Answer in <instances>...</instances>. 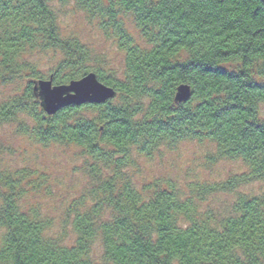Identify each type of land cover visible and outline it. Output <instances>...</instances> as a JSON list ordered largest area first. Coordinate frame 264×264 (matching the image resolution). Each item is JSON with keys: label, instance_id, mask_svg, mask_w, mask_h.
Instances as JSON below:
<instances>
[{"label": "trees", "instance_id": "1", "mask_svg": "<svg viewBox=\"0 0 264 264\" xmlns=\"http://www.w3.org/2000/svg\"><path fill=\"white\" fill-rule=\"evenodd\" d=\"M70 3L114 40L118 64L64 33ZM43 57L55 84L94 71L116 97L48 115L34 91ZM182 83L193 95L176 102ZM263 112L264 0H0V128L75 148L87 182L54 234L39 201L50 174L10 166L1 146L0 264H264V193L208 203L264 181ZM187 141L210 145L212 164L237 160L246 171L191 192L172 178L136 181L138 158Z\"/></svg>", "mask_w": 264, "mask_h": 264}, {"label": "rangeland", "instance_id": "2", "mask_svg": "<svg viewBox=\"0 0 264 264\" xmlns=\"http://www.w3.org/2000/svg\"><path fill=\"white\" fill-rule=\"evenodd\" d=\"M73 6L74 4L70 3L62 8L61 19L64 33L77 35L90 43L95 49L105 54L111 66L118 64L121 54L118 52L114 40L102 35L96 22L90 20L84 12L76 11ZM125 23L129 31L142 43L143 39L137 27L127 18ZM41 63L43 73L46 75V78L43 79H49L48 58L43 57ZM53 84L58 85L54 83V79ZM262 115L264 116V112ZM1 146L11 149L4 151L10 166L28 165L33 170L43 169L47 174H50L51 193H42L43 201H39L46 211L55 218L56 226L52 232L54 234L60 232L67 207L81 195L87 184L84 175L76 168V165H81L75 156L76 149L58 146L44 147L18 134L13 125L0 128ZM211 151L212 148L208 144L187 141L176 150H163L157 152L152 158H138L137 168L134 169L136 181L143 184L153 178H172L184 190L191 192L190 185L220 182L234 174L246 171L242 163L237 160H221L212 164L209 159ZM240 193H264V181L242 186L230 194H211L208 203L217 209H222L227 204L236 201ZM75 237V235H71L68 242L74 241ZM101 253L102 247L99 244L95 245L92 251L93 256L99 259Z\"/></svg>", "mask_w": 264, "mask_h": 264}, {"label": "water", "instance_id": "3", "mask_svg": "<svg viewBox=\"0 0 264 264\" xmlns=\"http://www.w3.org/2000/svg\"><path fill=\"white\" fill-rule=\"evenodd\" d=\"M34 91L48 115H54L59 110L73 105L103 104L117 95L115 88L100 81L94 71L67 84L54 85L52 76L49 79L41 78L34 83ZM192 95V86L182 83L177 87L175 100L176 102H187Z\"/></svg>", "mask_w": 264, "mask_h": 264}]
</instances>
